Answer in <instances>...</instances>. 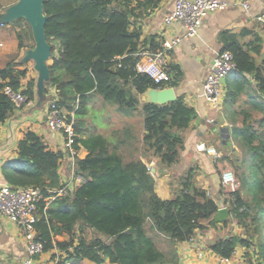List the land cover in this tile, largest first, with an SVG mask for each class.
<instances>
[{"label":"trees","instance_id":"trees-1","mask_svg":"<svg viewBox=\"0 0 264 264\" xmlns=\"http://www.w3.org/2000/svg\"><path fill=\"white\" fill-rule=\"evenodd\" d=\"M162 0H45V33L60 47L49 65L48 86L57 91L56 104L74 120L77 151L76 172L83 181L68 195L56 197L48 206L40 201L35 223L44 251L55 246L65 250V261L96 264H178L174 250L165 251L149 233L156 231L170 242L188 241L219 205L208 192L196 185L197 168L190 167L170 199L155 190V178L141 159L125 161L101 134H85L86 105L91 94L110 103L136 108L139 94L159 88L150 76L139 72L140 33L132 29ZM240 35L223 31L222 50L233 54L236 63L226 77L228 89L224 103L233 107L234 134H241L243 155L253 156L256 183H250L242 170L240 182L229 200L233 218L243 227L241 235L215 241L211 248L221 257H232L239 246L254 253L257 264H264V55L263 40L255 37L242 43ZM9 61L0 68V132L17 106L5 94L7 85L22 89L25 70ZM179 70L171 82L177 85ZM34 82L22 89L27 102L34 98ZM143 143L147 154L172 166L184 147V131L197 118V111L183 97L166 104L143 105ZM258 114L260 118H257ZM19 163L6 165L5 180L14 187L61 186L59 167L62 153L48 148L45 140L28 131L18 143ZM251 187L255 190L252 191ZM45 195L48 193L45 191ZM92 230V238L85 236ZM67 234L64 241L56 240ZM250 254V252H249ZM172 255V256H170ZM251 255V254H250ZM63 263V262H62Z\"/></svg>","mask_w":264,"mask_h":264},{"label":"crops","instance_id":"crops-1","mask_svg":"<svg viewBox=\"0 0 264 264\" xmlns=\"http://www.w3.org/2000/svg\"><path fill=\"white\" fill-rule=\"evenodd\" d=\"M19 1L2 0L0 5V68L9 61L15 62L17 70L26 71V76L22 79V89H25L28 83L34 82L35 93L34 98L16 108L1 127L0 187L9 184L3 175L4 167L19 163V141L28 131H34L43 137L49 149L62 153L59 167L61 186L70 185L74 189L77 187L72 183L76 158L65 146L64 133L48 125L50 107L57 99V91L47 85L48 80H43L41 73L35 67L34 53L37 42L33 26L25 17H18L13 11ZM221 1L229 5L209 13L204 18L197 36L183 39L168 53L167 68L172 74V80L177 70L181 73L177 78V85L173 87L177 98L183 97L185 102L197 111V118L184 131L185 143L177 163L166 166L146 153L143 143L145 134L143 105L147 102L144 99L145 93L139 94L140 104L137 109H125L116 103L105 101L102 96L101 99L97 94H91L88 103L99 111V118L103 124L97 122L89 110L84 118L87 127L86 136L97 133L108 138L112 148L118 150L125 161L141 159L148 165L153 163L155 190L163 199L173 197L182 177L190 167L197 168L195 183L205 189L217 202L219 209L216 214L204 222L205 228L198 229L188 241L173 243L156 231L149 232L158 246L170 247L167 250H174L178 264H221V256L212 250L211 245L218 239L241 235L243 232V227L230 213L229 200L232 190L230 193L226 192L227 186L222 183L224 168L236 162L244 152L241 150L240 139L234 134L236 118L232 115L233 107L227 106L223 101L219 109L213 108L201 96V92L212 59L216 52L223 48L220 40L221 32L229 30L239 34L242 43H247L255 37L261 38L264 55V20L258 18L264 14V0ZM245 2L248 3V8L244 7ZM174 4L175 0H162L155 8L149 9L143 17L133 21L131 28L140 33L138 52H155L162 47L164 41L183 33V26L179 22L171 24L164 22V18L172 12ZM51 44L55 46L54 51L57 53L59 42L53 40ZM139 57L141 59V56ZM146 57L144 56L143 59ZM52 62L53 51L47 64L50 65ZM167 87H172L171 83L163 88ZM223 88L226 93L228 89L226 78L223 80ZM209 148H214L218 156L209 153ZM221 208H227V211ZM68 238L65 233L56 236V240L59 241ZM27 253V243L22 228L0 215V264H24ZM66 257L65 250L55 246L38 255L33 264H64ZM230 259L235 264H257L253 251L244 246H239ZM83 264L96 263L84 260ZM102 264L116 263L106 261Z\"/></svg>","mask_w":264,"mask_h":264},{"label":"built area","instance_id":"built-area-1","mask_svg":"<svg viewBox=\"0 0 264 264\" xmlns=\"http://www.w3.org/2000/svg\"><path fill=\"white\" fill-rule=\"evenodd\" d=\"M228 5L227 2L221 0H175L174 8L164 18V22L166 24L179 22L183 26V33L164 41L162 47L155 52H138L137 55L141 56V59L136 65L137 70L150 76L153 82L160 86L159 89L169 85L172 82V74L167 68L169 51L180 44L183 39L197 36L204 18L209 13L224 9ZM243 5L248 8V3L245 2ZM258 18L264 20V14ZM144 56L147 57L143 59ZM235 67L236 63L230 51L220 50L216 52L210 69L204 78L201 92V96L213 108L219 109L222 106L226 94L223 88V80ZM4 92L15 103L17 108L27 103V97L23 94L22 89L16 90L7 85ZM208 121L212 122V120ZM73 123V119L68 121L66 111L58 108L56 101H53L50 107L48 125L64 133L65 146L76 156L77 151L74 149L76 132ZM208 152L216 157L218 156L214 148H209ZM148 168L152 172L153 163H150ZM72 178V183L76 186L83 181L82 175L77 174L76 170H74ZM222 183L233 190L238 186V181L232 171L223 172ZM71 190L70 185L45 189L39 186L14 187L9 184H4L0 187V215L7 217L23 230L28 251L24 264H33L35 258L44 252V245L38 238L35 226L38 219L37 209L39 202L45 201L46 206H48L56 197L68 195ZM45 191L48 195H45ZM230 258L221 257V264H235ZM64 264H70V262L66 261Z\"/></svg>","mask_w":264,"mask_h":264},{"label":"water","instance_id":"water-1","mask_svg":"<svg viewBox=\"0 0 264 264\" xmlns=\"http://www.w3.org/2000/svg\"><path fill=\"white\" fill-rule=\"evenodd\" d=\"M45 0H20L13 8L18 17H25L33 26L35 39L37 42L34 59L36 61V69L41 73L43 80H49L50 67L47 64L52 55V46L47 40L45 33V25L47 16L44 12ZM144 99L147 102L166 104L177 99L176 91L173 87L167 88H149ZM227 211V208H221ZM220 209V210H221ZM219 210V211H220Z\"/></svg>","mask_w":264,"mask_h":264},{"label":"rangeland","instance_id":"rangeland-1","mask_svg":"<svg viewBox=\"0 0 264 264\" xmlns=\"http://www.w3.org/2000/svg\"><path fill=\"white\" fill-rule=\"evenodd\" d=\"M2 4V0H0V5ZM97 96L99 97V98H101L102 99V97L99 95V94H97ZM118 105V104H117ZM119 106V105H118ZM86 108H87V110H89L90 111V114L92 115V117H94V119L97 121V122H99V123H101V124H103V122L101 121V119L99 118V111H97V110H95V108H93V106L90 104V103H88L87 105H86ZM123 108V107H122ZM125 109H137V108H127V107H124ZM140 110V109H139ZM257 115V118H260V116L258 115V114H256ZM261 129H263L264 130V126L261 128ZM236 137H238L239 139H240V141H241V134H238ZM240 145H241V143H240ZM241 150L243 151V148H241ZM244 154V153H243ZM240 155L238 158H237V160H236V162L234 161V163L233 164H229V165H227V167H225L224 168V172H226V171H232L233 173H234V175H235V178L237 179V181H238V184H239V182H240V174H241V172H242V170L244 171V173H245V178L248 180V182H252V183H256V174H255V169H254V163H253V156H252V154L251 153H249L248 151H246L245 152V154L246 155ZM223 174V173H222ZM227 189V191L226 192H231V190H233L232 188H230V187H226ZM251 189H252V191H254L255 190V188L254 187H251ZM95 235V233L92 231V230H86V232H85V236L87 237V238H92L93 236ZM162 249H165L167 252H168V250L167 249H169L170 247H168V248H163V246H160ZM171 256V255H170Z\"/></svg>","mask_w":264,"mask_h":264}]
</instances>
